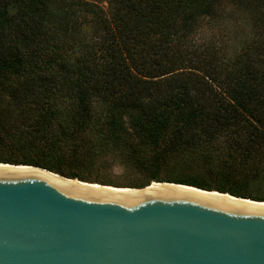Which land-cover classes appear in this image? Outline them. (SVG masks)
<instances>
[{
	"label": "trees",
	"instance_id": "16d2710c",
	"mask_svg": "<svg viewBox=\"0 0 264 264\" xmlns=\"http://www.w3.org/2000/svg\"><path fill=\"white\" fill-rule=\"evenodd\" d=\"M231 1L0 0V145L25 140L56 158L63 140L48 134L61 106L76 102L85 126L97 99L108 105L113 125L125 117L151 137L172 123L178 132L199 126L207 141L231 133L263 154L264 0H236L253 4L261 31L238 55L199 38ZM233 163H221L225 181L236 172ZM14 165L85 182L42 158ZM172 183L264 202L225 184L214 190L197 179Z\"/></svg>",
	"mask_w": 264,
	"mask_h": 264
},
{
	"label": "water",
	"instance_id": "95a60500",
	"mask_svg": "<svg viewBox=\"0 0 264 264\" xmlns=\"http://www.w3.org/2000/svg\"><path fill=\"white\" fill-rule=\"evenodd\" d=\"M19 166H0V264H264L263 204Z\"/></svg>",
	"mask_w": 264,
	"mask_h": 264
},
{
	"label": "rangeland",
	"instance_id": "374dc122",
	"mask_svg": "<svg viewBox=\"0 0 264 264\" xmlns=\"http://www.w3.org/2000/svg\"><path fill=\"white\" fill-rule=\"evenodd\" d=\"M103 6L107 9L106 3ZM253 8V4L240 6L236 0L227 3L221 11L220 21L201 29L200 40L226 46L228 55H238L261 34L255 16L257 11ZM81 121L82 109L76 102L67 101L61 106V114L48 134L63 140L60 156L51 157L45 149L25 140H15L0 145V161H10L9 164L14 165L42 158L48 163H57L66 172L77 174L87 183L130 189L197 179L214 190L225 184L226 189L264 199V153L258 152L256 147H248L244 138L230 133L207 141L199 126L178 132L175 123L151 137L146 131L131 126L125 117L113 125L108 105L97 99L91 103L85 126H80ZM27 131L31 132L30 129ZM28 138L40 137L30 133ZM73 153L85 156L75 160L71 156ZM226 161L234 162L236 172L225 181L220 172L221 163ZM209 171L213 174L209 175ZM247 172L251 174L247 175Z\"/></svg>",
	"mask_w": 264,
	"mask_h": 264
},
{
	"label": "bare ground",
	"instance_id": "6f19581e",
	"mask_svg": "<svg viewBox=\"0 0 264 264\" xmlns=\"http://www.w3.org/2000/svg\"><path fill=\"white\" fill-rule=\"evenodd\" d=\"M0 166H12L10 164H3L0 163ZM19 167H26V166H19ZM88 184H92V185H97V186H102V187H106V188H111V189H118V190H129V191H144L141 190L140 188H134V189H130V188H125V187H113V186H108V185H101V184H96V183H88ZM166 186H173V187H178V188H183V189H188V190H193V191H198V192H203V193H208V194H213V195H218V196H223V197H228V198H233V199H238V200H243V201H248V202H253V203H258V204H263L264 202H260V201H253L250 199H242V198H238V197H232L230 194H226V193H220L217 191H202L196 187H192V186H188V185H181V184H175V183H153L151 185H148V187L146 188V190H150V189H155V188H161V187H166Z\"/></svg>",
	"mask_w": 264,
	"mask_h": 264
}]
</instances>
